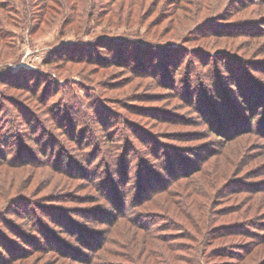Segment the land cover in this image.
<instances>
[{
    "label": "rangeland",
    "instance_id": "obj_1",
    "mask_svg": "<svg viewBox=\"0 0 264 264\" xmlns=\"http://www.w3.org/2000/svg\"><path fill=\"white\" fill-rule=\"evenodd\" d=\"M36 1L0 0V4L6 3V8L0 5V79L29 82L32 88L37 82L46 87L53 83L51 89L61 88L51 97L54 107H65L71 102L81 108L76 96L84 97L90 89L92 94L101 92L99 101L110 106L108 114L112 118H128L156 138L161 136L167 143L182 148L187 155L192 154L186 149L193 148L199 157L204 155L205 158L198 157L199 168L188 177L180 176L172 190L149 191L143 196L144 201L137 208L143 213L140 214L142 217L152 219L149 213H156L166 214L165 218H169L168 222L157 219L162 223L160 230L147 232L137 223V219L143 220L140 215L133 219L129 217V220L122 218L115 223H108L107 218L98 216L105 215L108 208L100 210L105 204L94 184L89 185V181L79 176L81 171L70 166L65 157L61 167L57 160L68 145L75 146L71 141L62 140L66 129L56 128L53 137L44 136L41 147L38 141H43L40 137L42 130L38 135L34 134L37 141L24 143L23 137L13 138L17 144L4 148L11 152V161L0 163V217L7 218L5 222L0 221V233L17 242L23 238L13 231L12 225H19L35 236L40 234L30 228L25 218H17L18 214L24 213L19 203L30 200V207L33 209L37 205L39 214L55 213L52 218L58 223L62 222L60 217L63 214L77 219L82 229L86 228L90 237H94L91 241L95 249L82 246L80 240L69 237L68 231L50 223L64 241L80 252L85 251L89 258L84 259L76 250L60 253L56 245L42 238L39 248L25 244L30 252L23 251V257L11 264H90L91 260V264H96L101 259L126 262L129 256L140 264H264V132L259 128L264 124V114L251 130L229 137L210 134L205 123L198 124L196 120L200 110L194 112L184 105V100L171 88V72L174 73L180 61L173 67L170 60L163 59L168 74L154 68L155 63L162 61L161 54L165 49L174 46L184 48L185 53L189 52V58L193 56L188 61L183 59V70H179L182 73L187 72L190 65L198 66L194 62L195 51L215 54L227 49L244 55L253 65L263 63L264 31L251 37L211 35L213 33L202 31L211 25L242 20L263 25L260 23H264V0H49V8L38 27L35 25L39 11ZM135 37L155 42L156 46L148 48L153 51L143 53L142 49L147 50L131 40ZM91 41L96 43L92 51L88 47ZM77 42L83 45L75 46L68 53L80 56L83 51L95 60L102 57L115 59L118 49L122 51L124 46L129 67L79 59H51L56 47L73 46ZM141 61L150 70L148 74L134 72H143L139 67ZM254 66L263 67L257 63ZM253 73L264 77L259 72ZM7 74L6 78L4 75ZM156 75L159 81L155 80ZM163 76L164 80L170 81L168 85L160 83ZM178 77L186 83L187 76ZM185 85L176 87L185 89ZM82 86H86V90ZM66 91H70L69 95H65ZM31 94L0 82V122L6 124L3 129L6 137L22 135L23 132H19L13 116L7 115L8 111H4L2 105L17 113V108L9 100L19 96L17 101L34 106L37 102ZM232 100L238 103L237 97ZM82 110L88 112L89 109L85 105ZM27 111L26 116L31 120V113ZM105 116L108 120V115ZM63 121L68 126L69 122ZM87 128L81 129L86 132ZM89 138L87 143H92ZM58 140L61 142H56ZM23 143L26 146L21 150ZM54 146L57 151L52 157ZM46 147L47 155H44ZM87 147L89 152L93 151V145ZM50 160L56 163L50 165ZM14 161L16 163L12 164ZM177 225L182 226L184 234L176 229ZM160 235L169 237L163 241L157 238Z\"/></svg>",
    "mask_w": 264,
    "mask_h": 264
},
{
    "label": "trees",
    "instance_id": "obj_2",
    "mask_svg": "<svg viewBox=\"0 0 264 264\" xmlns=\"http://www.w3.org/2000/svg\"><path fill=\"white\" fill-rule=\"evenodd\" d=\"M48 1L49 0H44L41 3L38 0L36 1L39 8L37 16H35L38 21L35 24L37 27L41 19L45 17L43 16L45 10L49 8ZM0 5L6 8V3ZM15 7L17 8V6ZM73 19L75 20V15H73ZM257 23L258 22H253L251 20L231 23L224 22L211 25L209 28L204 29L202 33H213L211 35L217 34L220 36H258V34L264 31V23H260L263 25H258ZM259 31L261 32L259 33ZM135 38L136 39L131 40L137 42L139 47L146 48L147 51L142 49L143 53L153 51L148 50V48L156 46V44H154L155 42L143 38ZM99 41L100 40H98V42ZM78 45L82 46L83 44L77 42L73 46L68 44L56 47L54 49L55 54L51 56V59L56 58L64 61L79 59L81 61L97 62L99 64L107 62L114 65L129 67L130 63L126 60L128 53L124 51L126 49H124L125 47L123 45H121L123 46L121 48L122 51L118 49L115 59L113 57L108 59L109 61L104 57L95 60V58L91 55H87L83 51L80 56L75 54L70 55L68 50ZM107 45L108 44H106V46ZM95 46L96 43L91 41L88 47L90 51H92ZM182 51H184V54H182ZM185 52V49L180 46L168 47L165 49L164 53L161 54L162 61L158 64L155 63L154 68L158 69V72L164 70V72L168 74L169 70H167L168 67L165 66L163 59H166V62L170 60L173 67L177 61H180L176 65L174 73L170 70L171 81L173 82L171 88L176 90L180 98L184 100V105H187L194 112H197L198 109L200 110L198 111L199 119H196L198 124L205 123L204 125L210 130V134H217L219 136L224 135L226 137H229L230 134L235 135L253 129L255 122H258L260 116L264 114V77H261L260 74L253 73V71L264 74V62L254 63V65L256 63L257 65H263V67H261L262 69H259L258 67L256 68L252 62L248 61L246 57L244 58V55H239V53L232 50L226 49L215 54H211L212 51H195L196 57L194 62H196L198 66L192 67V65H190L187 72L185 70V73H182L179 70H183L181 66L183 59H187L188 61L190 58H193V56L189 58V52ZM132 57H130V59H132ZM174 57L176 58L175 61ZM150 62L149 60L148 63ZM185 64V67H187L188 62ZM140 65L139 67L141 70L143 69V72H134L141 74H148V72H150V70L146 68V63L141 61ZM8 66L7 64V69H10ZM2 70H6L5 67H2ZM179 75L187 76L186 83H183V80L179 77V79H177ZM4 76L7 78L9 74ZM157 76L158 75L154 76V78L156 81H159ZM189 77L190 79L188 80ZM1 78L0 82L5 86L25 89L31 92L33 99L37 103L34 106L29 103L27 106L21 103L20 100H16V97L20 98L19 96L13 97L14 99H10L9 101L15 105L18 111L17 113L15 110H11L7 105H2L4 111H8L7 115L13 116V122L18 127L19 132L22 131L23 133H21L22 135L17 134L13 137H6L7 134L3 131L6 124L0 122V163L11 161L9 157L11 152H6L4 148H7V146H15V144H17L15 141L18 136L23 137L24 143L25 141H37L36 135L40 133L39 130H42L43 135L40 133V137L43 141H38L39 145L37 144L41 147V144L43 145L44 143V136L53 137L52 132L54 134L56 128L66 129L65 133H63L64 139L62 140L66 143L71 141V143H73L72 145L75 146L68 145L66 151L62 153V156H58L57 160H59L60 167L65 157L68 159V164L70 166H76L81 171L79 176L89 181L87 182L89 185L94 184L93 186H95L96 191H98L100 200L105 204L102 205L100 210L108 208V213L106 212L105 215L99 214L98 216L100 218H107L106 220L108 223H115L114 221L122 218L129 220V217L132 219L139 217V215L143 213H140L137 208H140L139 206L144 201L142 200L144 199L143 196L147 192L170 191L173 188V184L180 176L188 177L200 166L196 163L199 156L195 153L193 148L186 149L187 153L192 154L187 155L182 148L167 143L161 136L156 138L153 133L151 134L148 130H145V128H141L140 125L132 124L128 118H112L111 115L108 114V111L111 110L110 106L104 103L103 100L99 101V98L102 96L101 92L99 94L96 92H94V94L89 93L91 91L90 87H88L90 91L86 96H76L81 102V108L71 102H68L65 107L60 105L54 107L53 101L50 102L51 97L54 95V92L61 91V88L54 87V89H51L53 88V83H49L46 87L41 85L42 82H37L36 86L32 88L29 82H15L14 80L5 81L3 77ZM46 82L48 83V81ZM167 82L170 81L168 79L164 80L163 76L160 83L167 84ZM188 83L189 85H187ZM68 84L70 83L68 82ZM180 84H186L185 89H177L176 86ZM80 85L82 84L80 83ZM82 88L86 90L87 87L82 86ZM39 89H41V92ZM49 90L52 92H49ZM3 92L1 94H4ZM69 93L70 91H66V94L63 92L65 95H69ZM234 97H237L238 103L232 100ZM87 98H89V100L84 101ZM60 103L64 105L65 101H60ZM85 105L89 109L88 112L87 110H82ZM27 110L31 113V120L26 116ZM12 113L14 114L12 115ZM105 115H108V120H111V122H108ZM63 120H66L67 123L69 122L68 126ZM175 120L176 118L172 119L173 122H175ZM116 124L118 125L117 128ZM84 126L88 127L86 132L81 129ZM259 128H261V130L263 129L262 131L264 132V124L262 127L260 124ZM24 131H26V134ZM88 137H90L89 139L92 143H87L86 139ZM13 138L16 139L13 140ZM56 142L59 143L61 140ZM137 142L138 144H136ZM24 143L21 145V150L26 146ZM90 144L94 147L93 151L91 150L92 152H89L87 149V146ZM56 151V146H54L52 157L56 154ZM43 154L47 155V147L44 149ZM199 158L204 159L205 156L203 155ZM97 159L99 160V164H96L94 167V163ZM15 163L16 161L12 164ZM55 163L56 162L53 160H50L48 164L53 165ZM162 170L163 172H161ZM65 171L71 173L69 170ZM148 197L149 196L146 198ZM29 204H32L30 200L26 203H19V205L23 207L24 213L23 215L18 214L17 218H25L30 228H32L33 231H38L40 234L35 236L27 229L23 230L19 225L18 227L17 225H12L13 231L23 238L21 241L17 242L13 238L0 233V247L2 248L0 249V264H11L19 258L21 259L24 254L23 251H29L26 249L27 247L24 246L25 244H30L32 247L39 248L38 243L41 242L40 240L42 238H44L45 241H49L48 243L51 245H56L60 253L64 254L66 253L65 251L72 252L73 250L80 252L76 247L74 248L68 244V242L64 241V237H61V235L54 231L50 227V223L55 226L58 225L57 227H61V230L68 231L70 233L69 237L71 239L80 240L82 246L90 250L95 249L94 243L91 241L94 237H90V232L88 233L86 228L82 229V224H79L77 219L63 214L60 217L62 222L58 223L57 220L52 218V214L55 215V213L51 212L50 214V212H45L39 214L37 212V205L32 209ZM10 211L14 212L12 209H10ZM40 215L42 217L46 215V218L43 217L44 219H41ZM149 215L153 218L147 219L140 215L144 220L143 223V220L137 219V223L141 224L140 227H143L144 230L146 229L147 232L160 230V224L162 223H159L157 219L162 218V220H165L162 222H168L169 219L165 218L166 214L158 215L156 213H149ZM0 221L5 222L7 218L0 217ZM203 222L205 221L203 220ZM164 225L168 226L166 223ZM177 228H179L178 230L181 234H184L182 233L183 231H181V229H183L181 225L180 227L177 225L176 229ZM167 237L169 236L160 235V237L157 238L165 241ZM173 247H175V245ZM80 255L86 260L89 258V254L87 255L85 251H81ZM94 255H92L91 258H94ZM178 259H181V257H178ZM91 263L92 260L90 261V264ZM96 264L140 263H137L134 257L129 256L126 262L101 259Z\"/></svg>",
    "mask_w": 264,
    "mask_h": 264
}]
</instances>
